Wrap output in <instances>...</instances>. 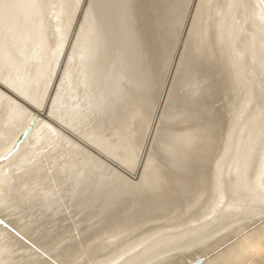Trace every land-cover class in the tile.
Instances as JSON below:
<instances>
[{"label": "bare ground", "instance_id": "bare-ground-1", "mask_svg": "<svg viewBox=\"0 0 264 264\" xmlns=\"http://www.w3.org/2000/svg\"><path fill=\"white\" fill-rule=\"evenodd\" d=\"M0 220V264H264V0H0Z\"/></svg>", "mask_w": 264, "mask_h": 264}, {"label": "rangeland", "instance_id": "rangeland-1", "mask_svg": "<svg viewBox=\"0 0 264 264\" xmlns=\"http://www.w3.org/2000/svg\"><path fill=\"white\" fill-rule=\"evenodd\" d=\"M183 20L184 21H187V17L185 19H183ZM220 105L223 106L224 108H227V106H228V97L226 95H224V93L222 94V97H221V100H220ZM10 240H11V242L13 244H15L16 246H19V244L16 241V239L11 238ZM149 260H150V258L149 257H146V258L141 259V262L144 263V262H147ZM121 263H122V261L119 262V264H121Z\"/></svg>", "mask_w": 264, "mask_h": 264}, {"label": "snow or ice", "instance_id": "snow-or-ice-1", "mask_svg": "<svg viewBox=\"0 0 264 264\" xmlns=\"http://www.w3.org/2000/svg\"><path fill=\"white\" fill-rule=\"evenodd\" d=\"M83 2L86 4L87 0H83ZM4 222L2 220H0V224H3Z\"/></svg>", "mask_w": 264, "mask_h": 264}]
</instances>
